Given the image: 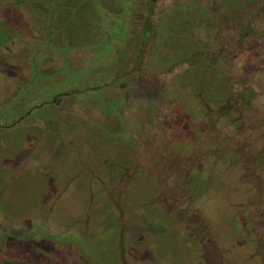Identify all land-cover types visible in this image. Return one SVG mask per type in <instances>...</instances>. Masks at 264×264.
I'll return each instance as SVG.
<instances>
[{
    "label": "rangeland",
    "instance_id": "1",
    "mask_svg": "<svg viewBox=\"0 0 264 264\" xmlns=\"http://www.w3.org/2000/svg\"><path fill=\"white\" fill-rule=\"evenodd\" d=\"M0 264H264V0H0Z\"/></svg>",
    "mask_w": 264,
    "mask_h": 264
},
{
    "label": "flooded vegetation",
    "instance_id": "2",
    "mask_svg": "<svg viewBox=\"0 0 264 264\" xmlns=\"http://www.w3.org/2000/svg\"><path fill=\"white\" fill-rule=\"evenodd\" d=\"M152 1H155V0H152Z\"/></svg>",
    "mask_w": 264,
    "mask_h": 264
}]
</instances>
